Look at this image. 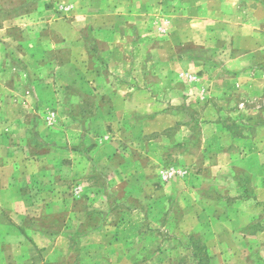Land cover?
<instances>
[{"label": "rangeland", "instance_id": "374dc122", "mask_svg": "<svg viewBox=\"0 0 264 264\" xmlns=\"http://www.w3.org/2000/svg\"><path fill=\"white\" fill-rule=\"evenodd\" d=\"M256 117L264 0H0V264H264Z\"/></svg>", "mask_w": 264, "mask_h": 264}, {"label": "crops", "instance_id": "0c3cea01", "mask_svg": "<svg viewBox=\"0 0 264 264\" xmlns=\"http://www.w3.org/2000/svg\"><path fill=\"white\" fill-rule=\"evenodd\" d=\"M258 123H259L258 122V118L256 117V119H255V130H254L256 134H255V141L254 142H256L255 154H257V155H255V156H257L258 161H259V159L261 161L259 163H256L257 165H255V167H256L257 181L259 182L261 180L260 181L261 183L260 182L258 183L256 181L257 182V186L260 187V186H262L264 184V164H263L262 159L259 158V156H261L262 158L264 157V141L261 143L263 138L261 137V139H258V137H259L260 134H262L261 132L264 131V121H261L259 124ZM259 125H261V126H259ZM255 198L256 199L254 200V202L257 203V205H258V203L263 201V199L257 197V195H255ZM257 205H256V208L258 207ZM251 213H254V215H250ZM256 213H257V215H256ZM254 216H259L258 215V210H255V212H252V210L248 212V216L247 217L252 219ZM256 218H258V217H256ZM262 233H264V228L258 227L257 229L254 230V233H252V234H262ZM246 242H249V241H246ZM243 245L246 248H248V245H247V243H245V241L243 242Z\"/></svg>", "mask_w": 264, "mask_h": 264}]
</instances>
